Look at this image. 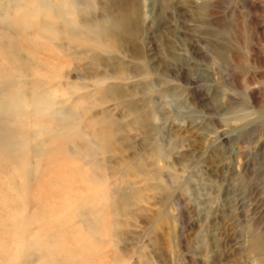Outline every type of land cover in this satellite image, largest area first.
<instances>
[{
	"label": "rangeland",
	"instance_id": "1",
	"mask_svg": "<svg viewBox=\"0 0 264 264\" xmlns=\"http://www.w3.org/2000/svg\"><path fill=\"white\" fill-rule=\"evenodd\" d=\"M252 242L264 0H0V264H260Z\"/></svg>",
	"mask_w": 264,
	"mask_h": 264
},
{
	"label": "bare ground",
	"instance_id": "2",
	"mask_svg": "<svg viewBox=\"0 0 264 264\" xmlns=\"http://www.w3.org/2000/svg\"><path fill=\"white\" fill-rule=\"evenodd\" d=\"M131 24L132 23H130V26H131ZM250 251L259 255V258H258L259 263L264 264V253H262L261 250H258V246H255L254 242H252V244H251Z\"/></svg>",
	"mask_w": 264,
	"mask_h": 264
}]
</instances>
